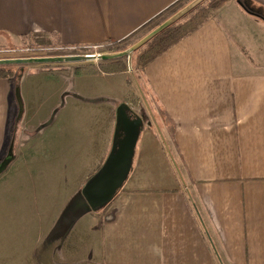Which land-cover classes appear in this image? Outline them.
I'll return each instance as SVG.
<instances>
[{
	"label": "crops",
	"instance_id": "1",
	"mask_svg": "<svg viewBox=\"0 0 264 264\" xmlns=\"http://www.w3.org/2000/svg\"><path fill=\"white\" fill-rule=\"evenodd\" d=\"M178 1L0 0V45L110 47ZM248 1L264 14V0ZM223 12L138 72L149 107L129 72L113 73L109 61L23 70L76 76L86 68L79 79L106 82L123 76L121 89L135 90L111 117L116 123L124 102L144 128L129 178L105 209L73 213L80 190L60 214L37 217L27 244L18 239L8 249L2 232L0 264H264V71H247L237 28ZM15 91L0 79V157L11 143Z\"/></svg>",
	"mask_w": 264,
	"mask_h": 264
},
{
	"label": "rangeland",
	"instance_id": "2",
	"mask_svg": "<svg viewBox=\"0 0 264 264\" xmlns=\"http://www.w3.org/2000/svg\"><path fill=\"white\" fill-rule=\"evenodd\" d=\"M186 1L185 6L194 0ZM221 9L224 11L222 15L224 20L228 19L227 22H231L237 28L236 34L239 36L242 58L247 61V71H264L262 22L240 12L238 0H230ZM204 12L205 8L199 9L182 23H190L193 19L199 20ZM214 13L210 15L213 16ZM147 34L139 32L132 38L133 44ZM106 52L119 51H116V46L70 50L56 45H38L31 42L17 46L0 45V59L97 55ZM120 60L127 65L125 72H129L134 81L128 70L127 59ZM107 65L108 70L120 68L116 64ZM26 67L29 66H17L15 69L16 80L13 83L16 101L12 100L9 125L10 149L14 145L13 138L17 129H20L21 133L19 146L17 151L14 150L16 153L13 152L15 157L12 154L10 165L0 173V218L2 215L4 221H0V245L1 233L4 232L7 237V248L12 250L17 247L18 239L25 245L28 242L26 234L39 229L38 216L60 214L71 198L82 190L86 181L96 172L107 151L108 140L114 133L115 121L111 117V111L118 100L127 99L130 102V95L135 90L121 89L120 85H124V78L120 75L108 76V79L112 80L111 83L100 78L79 79L78 76L84 74L86 68L78 71L76 76L51 72L40 74L26 72L23 75L24 71L21 73V70ZM32 67L59 66L54 64ZM148 105L150 106L149 102ZM80 199L81 196L75 201L73 213L87 212L85 209L77 208ZM11 261L15 260L11 259L9 263Z\"/></svg>",
	"mask_w": 264,
	"mask_h": 264
},
{
	"label": "water",
	"instance_id": "3",
	"mask_svg": "<svg viewBox=\"0 0 264 264\" xmlns=\"http://www.w3.org/2000/svg\"><path fill=\"white\" fill-rule=\"evenodd\" d=\"M206 0H194L172 17L167 19L153 31L148 33L138 42L124 51L101 53V54H76V55H56V56H36L19 58H2L0 66H31V65H61L77 64L90 61H116L127 59L128 70L131 72L138 91L149 107L143 90L133 73V54L149 43L152 39L164 30L174 25L186 15L196 9ZM240 7L249 15L257 17L264 22V16L249 10L242 1L238 0ZM144 128V119L136 114L127 103H121L116 109V123L112 139L111 149L101 167L86 181L81 190V199L77 203V208L85 209L88 212H100L105 209L115 198L117 193L124 187L133 169L137 144L141 131ZM12 158V148L7 158L0 165V173L8 165ZM198 212V211H197ZM199 214V212H198ZM200 216V214H199ZM205 227V225H204ZM209 236V233L205 227ZM210 238V236H209ZM211 239V238H210ZM212 241V240H211Z\"/></svg>",
	"mask_w": 264,
	"mask_h": 264
},
{
	"label": "trees",
	"instance_id": "4",
	"mask_svg": "<svg viewBox=\"0 0 264 264\" xmlns=\"http://www.w3.org/2000/svg\"><path fill=\"white\" fill-rule=\"evenodd\" d=\"M186 0H179L177 3L169 7L165 12L161 13L159 16H157L155 19L147 23L145 26H143L139 32H144L145 34L151 32L156 27L161 25L168 17H170L172 14L176 13L178 10H180L182 7H184L187 4ZM244 5L249 9L256 13H259L261 15H264L260 10L255 8L248 0H241ZM230 0H206L204 3H202L199 7L194 9L192 12H190L188 15H186L183 19L175 23L174 25L170 26L166 30H164L162 33H160L158 36H156L154 39H152L149 43H147L145 46L140 48L133 57V71L134 74L144 92V95L146 99L148 100L149 104L150 99L148 97L146 89H143L141 78L138 74L139 70H141L146 64L157 58L159 55L167 51L169 48L177 44L179 41H181L183 38L190 35L192 32H194L196 29H198L201 25H203L209 18L210 14L216 12L217 10L224 7L227 3H229ZM205 8V12L202 14L200 19H193L192 22L183 24L182 22L188 18H190L195 12H197L199 9ZM257 18V17H255ZM259 19V18H258ZM138 32V33H139ZM137 33V34H138ZM135 34V35H137ZM135 35L131 36L130 38L112 45V47L116 46V51H122L126 49L127 47L131 46L133 44L132 38L135 37ZM111 47V46H110ZM110 64H116L120 68L113 70V73L116 72H125L127 71V65L123 63L122 60L117 61H110ZM17 66H0V79L8 80L10 83L15 82L16 80V71L15 69ZM23 69V68H22ZM23 70H21V73ZM111 72V73H112ZM19 74V77L21 75ZM18 77V79H19ZM14 84V83H13ZM14 144V143H13ZM10 143L8 145V151L6 154H3L0 157V165L3 163V161L7 158L9 151H10ZM14 152V145L12 146V154ZM12 161V158H11ZM11 161H9L8 165H10ZM105 161V160H104ZM103 161V162H104ZM103 164V163H102ZM7 166L5 168H7ZM101 167V166H100ZM99 167V168H100ZM101 212V211H100Z\"/></svg>",
	"mask_w": 264,
	"mask_h": 264
}]
</instances>
